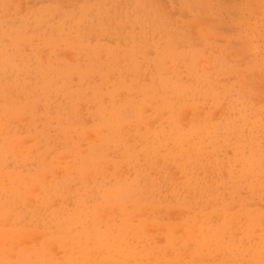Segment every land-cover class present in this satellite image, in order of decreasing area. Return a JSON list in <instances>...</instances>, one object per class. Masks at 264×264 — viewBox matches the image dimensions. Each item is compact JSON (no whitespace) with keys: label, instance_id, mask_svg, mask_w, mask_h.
<instances>
[{"label":"rangeland","instance_id":"374dc122","mask_svg":"<svg viewBox=\"0 0 264 264\" xmlns=\"http://www.w3.org/2000/svg\"><path fill=\"white\" fill-rule=\"evenodd\" d=\"M145 99H149L150 103ZM151 99L155 103L151 102ZM164 102L169 105L165 106ZM129 103H133V106H127ZM140 104L143 105L141 106ZM139 105L140 107H138ZM134 106H137L136 109ZM161 106L164 107L162 108ZM20 107L21 109H18ZM134 109L136 112L139 110L140 112L134 113ZM166 110L168 113H166ZM131 111L132 113H130ZM162 111L163 113L165 112L163 118L160 119V117L155 116L157 114L162 115ZM5 114L8 116H5ZM136 114L139 120L141 118V123H138L140 121L137 120ZM0 117V172H3L0 173V181L2 179L3 183L0 186V212H6L4 214L1 213L2 215L0 214V219H4V215L10 212L13 214L14 206L17 207L15 213L17 211L18 213L16 216L15 213L13 216L9 214L10 218L12 217L11 220L14 217H16V220L19 218L18 222L15 218L13 219L15 227L7 225L11 220L5 221L6 224L0 220L1 224L4 223L6 226L3 224V228H1L2 225H0V241L3 243L5 239V243L10 248L14 246L16 250L15 240L20 234V237H18V241L20 240L18 242L20 245L18 246V251L21 249V239L26 237V240H29V237L26 236L29 233L30 239H32L30 242L35 241L33 244L37 245V250L39 247L42 251V254H40V251L35 250L36 253L34 255V251L32 253L29 250L32 249V243L26 241L30 243L28 244L29 246L26 245L28 251L22 248V250H19L22 252L21 254L18 252L17 255L14 251L12 253L15 255H11V253L7 256V252H11L12 249L10 251L3 243L8 251L1 245L3 248L1 249L4 251L0 250L1 264H33V256L35 257L33 261L37 263L40 261L44 262L43 260L49 262L59 261L60 259L57 260L56 254H53V252L55 251V245H57L56 240L61 242L62 238L70 241L67 242L68 245L73 240L72 246L74 244V246L79 245V248H85V250H82L73 246L74 248L68 249L66 248V242L62 241L60 244L63 245L65 243V250H77L76 253H72L74 250L69 253L67 251L64 252L61 248L62 246L59 247L58 245L56 247L57 254L59 248L62 250L59 253H62V255L68 254L62 256V258H65H63L65 263L61 262L63 264H68L66 260L71 258V256H73L72 258L75 262L81 264L80 261L85 257H95L93 255L94 252H96L95 254L105 253L110 259L114 257L112 259L114 264H116L115 261L117 264L126 262L129 264L132 259V264H138L139 261L141 264H151L148 259L150 254H152L151 257H154V260L150 259L152 264H156V262L160 264H228V262L230 264H264V248L261 249L264 246V221L262 222L264 218V0H0ZM155 117L160 120L155 119ZM129 119L133 124H125V120ZM134 122L136 125H134ZM147 122H150V127ZM103 123L108 125L111 130L116 128L113 130L115 135L114 132L111 135V130ZM1 124L4 125L1 126ZM117 124L122 125L123 128L125 124L127 128L125 127L124 129L126 130L134 126L132 134H134L135 138L131 134L129 135V130L126 132L131 136L130 140H128L127 135H122L124 129L121 127L120 129L123 132L120 133L121 131L117 128ZM95 125L98 126L95 127ZM142 125H146L149 128L144 127L148 130L145 134L142 133L141 136H143L141 137L139 134L145 132ZM153 127L155 128L154 130ZM107 128L109 130L106 131L108 134L105 132ZM132 128L130 132H132ZM93 130L98 135L100 132L99 136H103V139L97 136ZM66 131L69 132L68 135ZM81 133L83 134L81 135ZM116 135L119 136V140H116ZM67 136L70 138L68 139ZM13 137L18 140H13ZM114 138L115 140L113 141ZM136 138L138 140H135ZM140 139L145 140L146 143L143 144V141L139 142ZM136 141L138 144L135 143ZM221 141L222 146L220 144ZM149 142H151V145H149ZM91 143L92 145L94 144L96 153ZM142 145L143 147H141ZM32 146L33 148H31ZM106 146L109 151H106ZM134 146L139 149L134 148ZM87 147H89L88 151L86 150ZM125 147L127 151L129 147V155L125 153ZM152 148L153 151H151ZM13 149H15L14 152ZM133 149H136V151ZM100 150L103 151V154ZM145 151L150 153L146 154ZM104 152H109V155ZM4 153L8 155L6 156ZM148 156L151 160L153 156L155 159L151 162ZM246 156L247 161L245 159ZM57 157L61 166L59 163H55V161L57 162ZM116 157L120 159H116ZM136 157L139 158V161L138 159L136 160ZM145 157L146 159H144ZM3 158H5L4 161ZM214 158L217 162L214 161ZM50 160L53 166L49 163ZM143 160H146V163L148 160L150 164L148 163L149 165L147 164V166ZM89 162L92 169L88 172L86 167H90ZM123 162L126 164H124L125 166ZM54 163L59 166V170ZM96 163L99 164L98 167ZM65 165L71 169H64ZM113 166L114 168H112ZM115 166L118 169L117 173L120 171L118 174L114 170ZM51 167H53L54 171L50 170ZM121 167L125 168L126 174L121 172L123 170ZM131 167L134 171H131ZM144 168L147 171L144 172ZM78 170L81 171L79 174ZM42 171L44 178L46 172L49 174H47L48 178L46 177V179L50 178L47 182L50 181L54 188H52L53 191L51 189L52 192L50 191V193L54 192L55 195H52L56 197L52 198L55 200L48 198L50 193L47 191L48 183L46 180H43L44 183L41 182L43 185H38L39 182L37 181H41L42 176L40 173ZM85 171H87L86 177H84ZM5 172H8V175L12 173L10 175L11 178L14 176V179L9 178ZM19 172L21 178L17 175ZM14 174L18 176V179H21V182L25 181V179L29 180V178H24L23 175H30L34 182L33 184L29 181L26 183L17 182L19 180H15L16 176ZM121 174L123 177H121ZM58 175H60V178ZM67 176H70V178ZM88 177L91 178L89 179ZM137 177H139V180ZM3 178L7 180L4 181ZM83 178H85L84 181ZM165 178L168 181L167 183ZM65 179L69 180L66 181ZM74 179H81L82 181ZM195 179L198 180L195 181ZM71 180L72 182H69ZM73 181L75 182L73 183ZM185 181L187 184H185ZM28 182L29 185L27 184ZM45 182L47 183L46 186ZM114 182L116 183L114 184ZM140 182L145 187L140 186ZM66 183H68V187ZM201 183L205 186L203 184L201 186ZM34 184L35 186H32ZM147 185H149L148 188ZM167 185L169 186L167 187ZM182 186L185 187V190ZM40 187L46 192L41 191ZM33 188L35 190L31 191L32 194L34 193L32 196L30 190ZM38 188L41 189L38 192L41 191L45 194H42L44 196H40L41 192L38 194ZM50 188L48 189L50 190ZM200 188L201 190L198 191L197 189ZM100 191L103 193H100ZM105 191L108 192L106 193ZM36 193L37 195L35 196ZM205 193L208 194L206 195ZM9 194H11V197L9 196L11 199L8 197ZM27 194L35 197V199L32 197H30L32 199H29ZM1 195L4 196L2 199ZM25 197H28V199ZM191 197H194L193 200ZM75 198L78 199L75 200ZM17 200L18 202H16ZM27 200L29 201L27 202ZM60 201L64 203L62 204ZM19 202L22 203V205L20 204L21 206L26 205L27 209L24 206L23 208L27 210V214L26 212L25 214L23 213V209L21 210L22 212L19 211L21 206H16ZM119 202L122 203L119 204ZM35 203L37 205L41 203L42 209L41 205L38 206L40 208L39 211L42 210V212L35 211L37 207ZM45 203L54 204V207L52 205V207L46 206ZM99 204H103V211ZM60 205L61 207H59ZM62 205H64V210L66 208L65 211L63 210L64 213L62 212ZM95 205L100 212H98L99 215L96 213ZM124 205L127 208V210L126 208L124 209L125 211L122 207ZM32 206L34 210L30 208ZM44 206L50 209L44 208ZM68 207L70 208L68 209ZM28 208L30 211L32 210V213ZM169 209L171 210L170 212ZM186 209L188 211L192 210V212H188ZM69 210L71 214L68 213ZM130 210L134 213H131ZM39 213L40 217H38ZM135 213L140 214L136 215ZM214 213L218 215L214 216ZM129 214H132L131 217L133 218L130 217L133 222L131 224L128 217ZM46 215H48L49 221H45L47 219ZM60 215H62V218L58 217ZM134 215L137 217L134 218ZM26 216L28 222L27 220H22ZM55 216L58 218L56 221H54L56 219ZM63 216L65 219H63ZM86 217H88V224ZM20 218L22 219L20 220ZM188 218H191L189 221L193 220L188 223ZM105 219L108 220L106 221L107 225ZM194 219H198L201 222H197L198 220ZM226 219L227 221L230 220L231 223H228ZM232 219H235L233 220L235 225L232 224ZM14 220L17 224L14 223ZM141 220L144 221L142 226L138 225L141 227H138L139 231L137 228L134 229V232L132 230L131 233L126 231V229H133V226L136 227ZM221 220H223V224ZM91 221L94 223V227ZM175 221L177 224H175ZM204 221H208L209 225L207 223L204 224L205 226L203 224L199 225L197 238L194 239L195 234L193 232L194 235L192 236L194 238H191V235L188 234H190L189 231H192L190 229L195 227L193 223L197 222L200 224L204 223ZM40 222L43 225H46V222L49 223L43 227ZM62 223L64 229L61 228ZM96 223L97 226H95ZM179 223L183 227L188 223L189 227L185 226V228L182 227L178 230V227L181 226ZM39 224L41 227L38 228ZM83 224L88 225L86 229L85 226H83L84 229H81ZM26 225L33 226L34 228H30L32 231L33 229L36 230L33 232V236L36 234L39 237L36 233H39L38 229L43 232V235L46 231L45 237L40 235L45 238V242L48 240L46 242L48 243L47 248L45 243L42 242L43 239H40L41 237L37 238L40 239L39 241L35 237L33 238L31 235L32 231L28 230L27 228L29 227ZM89 225L92 226L89 227ZM192 225L194 226L193 228ZM22 226L24 229H22ZM71 226L72 228H70ZM211 226L213 229H211ZM225 226L227 230L224 228ZM232 226L235 228H232ZM259 226L260 229L258 228ZM163 227L166 230L165 235ZM15 228L20 230V233H16ZM216 228L221 230V234ZM253 228H255L254 231ZM76 229L80 230L77 231ZM111 229L115 232H112ZM194 229L196 230V228ZM247 229L252 233L247 231ZM1 230L7 235L4 236ZM22 230H27L28 233L25 231L23 233ZM48 230L51 233H49L50 236L47 234ZM60 230H65V232H59ZM143 230H147L148 240L146 232ZM207 230L209 232L215 231L208 233ZM230 230L232 232L234 230L235 232L233 233L235 234H232ZM135 231L142 235L140 236L137 233L136 235L139 237L135 236ZM125 232L134 234L135 237H132V240L134 238L133 242L131 240L129 242V239H131L129 237L131 236L130 234L127 235L126 239ZM95 233L99 235L103 233L102 235L104 236L100 238ZM79 234L81 235L77 236ZM116 234L118 235L116 236ZM171 234L176 235L172 236ZM255 234L259 238L253 239ZM21 236H24V238ZM105 236L106 239L104 238ZM166 236L169 238L172 236L170 239L176 237L177 240L175 241L174 239L173 241L172 239L171 242L168 238V241ZM182 236H185V238L190 237V240L195 241L196 244L192 246L195 242L191 241L190 243ZM223 236L226 242H224ZM12 237L15 238V240L12 239L15 242L13 244L11 242ZM98 237L101 241H98ZM120 237L122 238L120 239ZM140 237L143 238L140 239ZM82 238L85 240H82ZM244 238H247V241ZM248 238L253 243L258 242L259 244H251L250 239V242H248ZM77 239L81 241L78 243ZM88 239H90V242ZM122 239L128 241L124 242ZM179 239L180 241L182 239L181 244H184V247L180 245ZM23 241L25 242V239ZM40 241L42 245H40ZM50 242L51 245H54L53 242H55V245L53 247L49 246ZM174 242L178 243L176 245L177 249L172 251L176 248ZM233 242L234 244H231ZM96 243L99 245L97 246ZM108 243L110 245L114 244L112 246L117 249L114 247L116 249L114 250ZM129 243H133V245ZM136 243L139 244L136 245ZM166 243L168 244L167 248L165 246L167 245ZM237 243L238 247L242 248H240L241 250L237 248ZM84 244H86V247H84ZM116 244H122V247L126 245L128 248L125 246V250ZM146 244H148V247ZM243 244H245V249ZM87 245H90V247ZM190 245L192 246V253L187 257L189 252H191L189 250ZM48 246L53 248L54 251L51 248L48 249ZM94 246H96L95 249L97 251L99 250L98 253L96 250L94 251ZM130 246L131 248H129ZM169 247L172 249L170 250ZM193 247L194 250H192ZM248 248H250V251ZM105 249L108 253L105 252ZM129 249L131 253L128 251ZM168 249L170 251H167ZM50 250L53 252L50 253ZM86 250L89 252L84 254ZM91 251H94L92 252L93 254ZM2 252L8 258L2 255ZM37 252H40V255ZM168 252L173 257L168 255ZM221 252H226V254L221 255ZM230 252H234L232 254L233 258L235 257V262L232 261ZM43 254L44 256L47 254V257H43L42 260L41 255ZM48 254H52V256L49 255L50 260L48 259ZM83 254L85 257L82 259ZM89 254H92L91 257ZM215 254L217 257L214 256ZM19 255L20 258L18 257ZM59 255L61 256V254ZM121 255L124 256L123 260L120 259ZM12 256L18 258L14 259L13 257L11 260L10 257ZM24 257L27 258L26 262L23 260ZM129 257L130 261L127 260ZM37 258L39 262L36 260ZM13 259L16 261L14 262ZM252 260L254 261L252 262ZM42 262L41 264H49V262Z\"/></svg>","mask_w":264,"mask_h":264},{"label":"bare ground","instance_id":"6f19581e","mask_svg":"<svg viewBox=\"0 0 264 264\" xmlns=\"http://www.w3.org/2000/svg\"><path fill=\"white\" fill-rule=\"evenodd\" d=\"M94 9H95V8H94ZM100 13H101V12H100ZM163 48H165V47H163ZM164 50H166V48H165ZM1 57H2V56H1ZM175 84H176V83H175ZM176 85H177V84H176ZM174 87H176V86H174ZM117 89H119V88H117ZM116 92H117V91H116ZM182 92H183V91H182ZM164 94H165V93H164ZM182 94H183V93H182ZM160 95H161V94H160ZM154 97H155V96H154ZM183 97H184V96H183ZM193 97H194V96H193ZM115 98H116V97H115ZM174 99H175V98H174ZM141 100H142V99H141ZM145 100H146V99H145ZM148 100H149V99H148ZM148 100H146V101H148ZM151 100H152V99H151ZM151 100H150V101H151ZM192 100H193V99H192ZM148 102H149V101H148ZM151 102H154V100H152ZM134 103H135V102H134ZM149 103H150V102H149ZM154 103H155V102H154ZM166 103H167V101H166ZM166 103L164 102L165 106H168L169 104L167 105ZM179 103H180V102H179ZM129 104H130V103H129ZM129 104H127V106H131V105L133 106V103H131L130 105H129ZM135 104H136V103H135ZM143 104H144V103H143ZM143 104H140V105L142 106ZM146 104H148V103H146ZM146 104H145V107H146ZM136 105H138V104H136ZM140 105H139L138 107H140ZM181 105H182V104H181ZM14 106H16V105H14ZM19 106H20V104H19ZM170 106H171V105H170ZM182 106H183V105H182ZM134 107H135V106H134ZM134 107H133V108H134ZM136 107H137V106H136ZM136 107H135V109H136ZM161 107H162V106H161ZM163 107H164V106H163ZM163 107H162V108H163ZM131 108H132V107H131ZM149 108H150V107H149ZM18 109H21V107L18 108ZM135 109H134V113L136 112ZM166 109H167V108H166ZM169 109H170V108H169ZM159 110H161V109H159ZM167 110H168V109H167ZM167 110H166V113H168ZM15 111H16V110H15ZM137 111H138V109H137ZM171 111H174V110H171ZM113 112H114V111H113ZM138 112H140V110H139ZM138 112H136V113H138ZM159 112H160V111H159ZM159 112H158V113H159ZM174 112H175V111H174ZM174 112H173V113H174ZM8 113H10V112L8 111ZM15 113H16V112H15ZM101 113H102V112H101ZM114 113H115V112H114ZM114 113H113V114H114ZM130 113H132V111H131ZM144 113H145V112H144ZM151 113H153V112H151ZM160 113H161V112H160ZM164 113H165V112H164ZM164 113H163V111H162V115L157 114V115H155V116L160 117V119H161V118H163V114H164ZM124 114H125V113H124ZM139 114H140V113H139ZM139 114H138V117H139ZM174 114H175V113H174ZM10 115H11V114H10ZM140 115H141V114H140ZM172 115H173V114H172ZM5 116H8V115L5 114ZM114 116L116 117V115H114ZM144 116H145V115H144ZM175 116H176V115H175ZM103 117H104V116H103ZM107 117H108V116H107ZM121 117H122V116H121ZM121 117H120V118H121ZM123 117H125V116H123ZM141 117H142V116H141ZM148 117H149V116H148ZM117 118H118V117H117ZM120 118H119V119H120ZM126 118H127V116H126ZM136 118H137V114H136ZM145 118H146V117H145ZM0 119H1V117H0ZM10 119H11V118H10ZM110 119H111V117H110ZM155 119L158 120L159 118H156V117H155ZM160 119H159V120H160ZM123 120H124V119H123ZM123 120H122V121H123ZM137 120H139V119L137 118ZM144 120H145V119H144ZM111 121H112V120H111ZM125 121H126V123L124 122L125 124H131V123L133 124V122H130V119H129V120H125ZM128 121H129L130 123H129ZM134 121H135V120H134ZM139 121H140V122H138V121H136V122L141 123V118H140ZM145 121H146V120H145ZM176 121H177V120H176ZM120 122H121V121H120ZM120 122H119V123H120ZM127 122H128V123H127ZM170 122H171V121H170ZM147 123H148V126H149V125H150V122H147ZM158 123H160V122H158ZM61 124H62V123H61ZM98 124H99V123H98ZM103 124H105V123H103ZM115 124H116V123H115ZM120 124H122V123H120ZM120 124H119V125H120ZM125 124L123 125L124 128L126 127ZM169 124H170V123H169ZM3 125H4V124H3ZM3 125L1 124V126H3ZM99 125H100V124H99ZM105 125H106V124H105ZM110 125H111V124H110ZM117 125H118V124H117ZM119 125H118V126H119ZM134 125H136L135 122H134ZM96 126H98V125H95V127H96ZM102 126H103V125H102ZM106 126L108 127V125H106ZM118 126H117V128H119V129L122 127V125H120V127H118ZM127 126H128V125H127ZM142 126H143V129H145V132H141V133L139 134V136H141L142 133L145 134L146 131L148 130V129H146V128H149V127H150V126L148 127V126L145 125L146 128H144L145 126H144V125H142ZM221 126H222V125H221ZM223 126H224V123H223ZM112 127H113V125H112ZM227 127H228V126H227ZM230 127H231V126H230ZM233 127H234V126H233ZM69 128H70V127H69ZM103 128H105V127H103ZM108 128H109V127H108ZM108 128H107V130H105V132L111 130V128H109V130H108ZM114 128H115V127H114ZM122 128H123V127H122ZM124 128H123V129H124ZM126 128H127V127H126ZM131 128H132V126H131ZM131 128H129V129H127V130L124 129L123 131H124L125 133L122 131V129H120V131H121L120 133L123 132L124 134L122 133V135H124V136L127 135V136H128V140H130V137H131V136L134 137V134H132V133L134 132V130H133V129H134V126H133V128H132V132H130V131H131ZM220 128H221V127H220ZM1 129H2V128H1ZM4 129H5V127H4ZM67 129H68V128H67ZM115 129H116V128H115ZM115 129H113V130H115ZM154 129H155V128L153 127V130H154ZM218 129H219V128H218ZM2 130H3V129H2ZM2 130H1V131H2ZM101 130H102V129H101ZM103 130H104V129H103ZM113 130H111V133H112L111 135H113V132H114ZM125 130H126V131H125ZM129 130H130V131H129ZM136 130H137V129H136ZM153 130H152V131H153ZM170 130H171V129H170ZM219 130H220V129H219ZM233 130H234V129H233ZM90 131H91V130H90ZM93 131H94V130H93ZM95 131H96V129H95ZM95 131H94V132H95ZM128 131H129V132H128ZM230 131H231V130H230ZM234 131H235V130H234ZM240 131H241V130H240ZM3 132H4V130H3ZM3 132H2V133H3ZM64 132H65V131H64ZM66 132H67V131H66ZM98 132H99V131H98ZM103 132H104V131H103ZM105 132H104V133H105ZM126 132H128L129 135L131 134V136H129ZM137 132H138V131H137ZM162 132H163V130H162ZM162 132H160V133H162ZM6 133H7V132H6ZM68 133H69V132H67L66 134L68 135ZM90 133H91V132H90ZM95 133H96L97 136L100 135V132H99V135L97 134V132H95ZM106 133L108 134V132H106ZM106 133H105V134H106ZM117 133H118V132H117ZM224 133H225V132H224ZM233 133H234V132H233ZM240 133H241V132H240ZM0 134H1V133H0ZM82 134H83V133H81V135H82ZM88 134H89V133H88ZM101 134H102V133H101ZM12 135L14 136V134H12ZM114 135H115V132H114ZM119 135H120V134H119ZM218 135H219V134H218ZM218 135H217V137H218ZM0 136H1V135H0ZM106 136H107V135H106ZM116 136H117V135H116ZM116 136H114V137H116ZM139 136H138V137H139ZM142 136H143V135H142ZM142 136H141V137H142ZM148 136H149V135H148ZM220 136H221V135H220ZM67 137H68V136H67ZM99 137H100V136H99ZM102 137H103V136H102ZM102 137H100V138H102ZM117 137H118V138H117ZM117 137H116V140H117V139L119 140V136H117ZM122 137H123V136H122ZM141 137H139V138H141ZM144 137H145V136H144ZM144 137H143V138H144ZM69 138H70V137H68V139H69ZM89 138H90V136H89ZM95 138H97V137H95ZM95 138H94V139H95ZM134 138H135V137H134ZM146 138H148V137H146ZM225 138H226V137H225ZM14 139H15V138L13 137V140H14ZM92 139H93V138H92ZM102 139H103V138H102ZM132 139H133V138H132ZM13 140H12V141H13ZM15 140H18V139H15ZM114 140H115V138L113 139V141H114ZM135 140H138V139L136 138ZM147 140H148V139H147ZM0 141H1V139H0ZM100 141H101V140H100ZM140 141H143V144L146 143L145 140L140 139L139 142H140ZM209 141H210V140H209ZM226 141H227V140H226ZM226 141H225V142H226ZM228 141H229V140H228ZM16 142H17V141H16ZM112 143H113V142H112ZM135 143L138 144L137 141H136ZM135 143H134V145H135ZM147 143H148V142H147ZM153 143H154V142H153ZM213 143L215 144V142H213ZM218 143H219V142H218ZM99 144H100V143H99ZM102 144H104V143H102ZM127 144H128V143H127ZM141 144H142V142H141ZM220 144H221V146H222V141H221ZM225 144H226V143H225ZM121 145H122V144H121ZM131 145H133V144H131ZM139 145H140V143H139ZM145 145H146V144H145ZM149 145H151V142H149ZM156 145H157V144H156ZM156 145H155V147H156ZM9 146H10V143H9ZM91 146H93V149H94V152H95V149H96V148H94V144L92 145V143H91ZM99 146H100V145H99ZM119 146H120V145H119ZM124 146H125V143H124ZM124 146H123V147H124ZM126 146H127V145H126ZM146 146H147V145H146ZM209 146L211 147L210 142H209ZM215 146H216V145H215ZM13 147H14V146H13ZM89 147H90V146H89ZM89 147L86 148L87 151H88V148H89ZM106 147H107V146H106ZM120 147H121V146H120ZM135 147H136V146H134V148H135ZM141 147H143V145H142ZM147 147H148V146H147ZM147 147H146V148H147ZM157 147H159V146H157ZM14 148H15V147H14ZM31 148H33V146H32ZM90 148H91V147H90ZM132 148H133V147H132ZM136 148H138V147H136ZM149 148H150V147H149ZM206 148H207V146H206ZM216 148H217V147H216ZM16 149H17V148H16ZM75 149H78V148H75ZM101 149H102V148H101ZM105 149H106V151H109V150H108V147L105 148ZM109 149H110V148H109ZM124 149H126V150H125V153H128V155H129V147H128V151H127V148H126V147H125ZM130 149H131V148H130ZM138 149H139V148H138ZM138 149H137V150H138ZM162 149H163V148H162ZM78 150H79V149H78ZM78 150H76V151H78ZM133 150L136 151V149H133ZM148 150H149V149H148ZM148 150H147V151H148ZM150 150H151V149H150ZM251 150H252V148H251ZM14 151H15V149H13V152H14ZM16 151H17V150H16ZM28 151H29V149H28ZM80 151H81V150H80ZM82 151H83V150H82ZM100 151H101V150H100ZM151 151H153V148H152ZM29 152H30V151H29ZM74 152H75V151H74ZM90 152H93V151H90ZM97 152H98V151H97ZM102 152H103V151H101V153H102ZM139 152H141V151H139ZM154 152H155V151H154ZM15 153H16V152H15ZM61 153H62V155L64 154L63 151H62ZM85 153H86V151H85ZM95 153H96V152H95ZM98 153H100V152H98ZM104 153H106V152H104ZM107 153H108V155H109V152H107ZM107 153H106V154H107ZM115 153H116V152H115ZM132 153H133V151H132ZM141 153H142V152H141ZM145 153H146V151H145ZM145 153H144V154H145ZM149 153H150V152H148V153H146V154H149ZM4 154H5V153H4ZM8 154H9V151H8ZM8 154H5V155L7 156ZM16 154H17V153H16ZM86 154H88V153H86ZM102 154H103V153H102ZM113 154H114V153H113ZM130 154H131V153H130ZM65 155H66V154H65ZM74 155H76V154H74ZM96 155H97V154H96ZM116 155H117V154H116ZM119 155H121V154H119ZM135 155H136V152H135ZM150 155L152 156V154H150ZM250 155H252V154H250ZM2 156H3V155H2ZM28 156H29V155H28ZM70 156H71V155L69 154V157H70ZM123 156H124V154H123ZM140 156H141V155H140ZM142 156H143V155H142ZM144 156H145V155H144ZM194 156H195V155H194ZM58 157H59V156H58ZM58 157H57V159H56L57 162L55 161V163H59V162H58ZM95 157H96V156H95ZM119 157H120V156H119ZM119 157H118V158H119ZM124 157H125V156H124ZM124 157H123V160H124ZM132 157H133V156H132ZM134 157H135V156H134ZM156 157H157V156H156ZM5 158H7V157H5ZM5 158H3V161H4ZM70 158H71V157H70ZM96 158H97V157H96ZM104 158H106V156H104ZM118 158L116 157V159H118ZM148 158H149V156H148ZM152 158H153L152 160L155 159L154 156H153ZM239 158H240V157H239ZM19 159H20V158H19ZM26 159H27V158H26ZM75 159H76V158H75ZM94 159H95V158H94ZM119 159H120V158H119ZM128 159H129V158H128ZM137 159H138V161H139V158H138V157H136V160H137ZM142 159H143V157H142ZM144 159H146V157H145ZM149 159H150V158H149ZM149 159H148V160H149ZM214 159H215V158H214ZM216 159H217V157H216ZM216 159H215L214 161H216ZM242 159H243V158H242ZM242 159H241V160H242ZM245 159H246V161H247V156H246ZM73 160H74V158H73ZM121 160H122V157H121ZM134 160H135V159H134ZM148 160H147V163L145 162L146 160H143V161L146 163V165L149 163ZM150 160H151V159H150ZM152 160H151V162H152ZM39 161L42 162L41 160H39ZM59 161H60V160H59ZM96 161H97V160H96ZM98 161H100V160H98ZM125 161H126V160H125ZM127 161H128V160H127ZM244 161H245V160H244ZM1 162H2V161H1ZM45 162H46V161H45ZM67 162H68V161H67ZM67 162H65V163L67 164ZM90 162H91V160H90ZM90 162H89L90 167H89V168L86 167V170H87L88 172L91 171L90 169H92V166H91ZM103 162H104V161H103ZM128 162H129V161H128ZM134 162H135V161H134ZM157 162H158V161H157ZM157 162H156V163H157ZM216 162H217V161H216ZM220 162H221V161H220ZM49 163H51V160H50ZM55 163H54V165H55L56 168L58 169L59 166H57ZM62 163H63V161H62ZM99 163H100V162H99ZM129 163H130V162H129ZM132 163H133V162H132ZM136 163H137V161H136ZM140 163H142V162L140 161ZM41 164H42V163H41ZM59 164H60V163H59ZM59 164H58V165H59ZM68 164H69V162H68ZM77 164H78V162H77ZM96 164H97V163H96ZM124 164H125V163L123 162V165H124ZM127 164H128V163H127ZM149 164H150V163H149ZM149 164H148V165H149ZM153 164H154V162H153ZM209 164H210V163H209ZM46 165H47V164H46ZM63 165H64V164H63ZM87 165H88V164H87ZM98 165H99V164H97L96 166L98 167ZM118 165H119V164H118ZM125 165H126V164H125ZM125 165H124V166H125ZM131 165H132V164H131ZM141 165H142L143 167H146V166H144V164H141ZM148 165H147V166H148ZM156 165L158 166V164H156ZM210 165H211V164H210ZM51 166H53V163H51ZM60 166H61V164H60ZM66 166H67V165L64 166V169H65V168H66L67 170H68V169H71V168H67ZM94 166H95V165H94ZM100 166H101V165H100ZM134 166H136V165H134ZM150 166L152 167V165H150ZM150 166H149V167H150ZM154 166H155V165H154ZM157 166H155V167H157ZM168 166H169V165H168ZM79 167H80V166H79ZM118 167H119V166H118ZM136 167H137V166H136ZM136 167H135V169H136V171H137V168H136ZM139 167H141V166L139 165ZM3 168H4V167H3ZM3 168H2V169H3ZM52 168H53V167H51L50 170H51ZM80 168H81V167H80ZM112 168H114V166H113ZM119 168H120V167H119ZM121 168H122V167H121ZM152 168H153V167H152ZM169 168H170V167H169ZM84 169H85V168H84ZM94 169H95V168H94ZM94 169H93V170H94ZM122 169H123V168H122ZM122 169H121V170H122ZM124 169H125V168H124ZM124 169H123L121 172H123V173L126 174V172H125ZM127 169H128V168H127ZM131 169H132V167H131ZM138 169H139V168H138ZM147 169H148V167H147ZM147 169L144 168V172L147 171ZM171 169H172V168H171ZM174 169H175V168H174ZM174 169H173V171H174ZM6 170H7V169H6ZM8 170H9V169H8ZM52 170L54 171V169H52ZM58 170H59V169H58ZM114 170H115L116 173H117V170H118V169H116V166H115V169H114ZM149 170H150V169H149ZM153 170H155V169H153ZM15 171H17V170H15ZM83 171H84V170H83ZM87 171H85L86 173L84 174V177H86V175H87ZM131 171H134V170L132 169ZM139 171H140V169H139ZM170 171H171V170H170ZM175 171H176V169H175ZM1 172H2V171H1ZM1 172H0V173H1ZM57 172H58V171H57ZM68 172H69V171H68ZM79 172H81V171L78 170V174H79ZM105 172H106V171H105ZM113 172H114V171H113ZM119 172H120V171H119ZM119 172H118V173H119ZM141 172H142V170H141ZM157 172L159 173V171H157ZM2 173H3V172H2ZM5 173H6V172H5ZM7 173H8V172H7ZM7 173H6V174H7ZM21 173H22V172H21ZM50 173H51V172H50ZM63 173L65 174V172H63ZM73 173H75V172H73ZM118 173H117V174H118ZM133 173H134V172H133ZM135 173H136V172H135ZM142 173H143V172H142ZM146 173H147V172H146ZM155 173H156V171H155ZM172 173H173V172H172ZM10 174H12V173H10ZM10 174H9V175L7 174V176H8L9 178H11V175H10ZM36 174H39V173H36ZM40 174H41L42 178L40 179L39 176H37V178L39 177V179H40L41 181H37V180H35V181H37V182L40 183V184L38 183L39 186L42 184L41 182L44 183L45 180H46V182H47V181L50 179V178H49L48 180L46 179L47 174H48L47 172L45 173V178H44L43 171H42ZM67 174H68V173H67ZM81 174H82V173H81ZM99 174H100V173H99ZM138 174H139V173H138ZM3 175H5V174H3ZM14 175H15V174H14ZM17 175H19V177H20V176H21V175H20V172H19ZM48 175H49V174H48ZM93 175H94V174H93ZM100 175H102V174H100ZM123 175H124V174H123ZM146 175H147V174H146ZM154 175H156V174H154ZM159 175H161V174H159ZM176 175H177V174H176ZM194 175H195V174H194ZM15 176H16V175H15ZM33 176H34V175H33ZM64 176H65V175H64ZM82 176H83V174H82ZM90 176H91V175H90ZM13 177H14V176H13ZM13 177H12V178H13ZM17 177H18V176H16L15 180L17 179V180H19V181H17V182H21V179H20L21 177H20L19 179H18ZM23 177H24V178H29V180H26V179H25V181L23 180L21 183H26L27 181H29L30 183L33 184L34 179H32L30 175H28V176L23 175ZM52 177H53V175H52ZM58 177L60 178V175H58ZM58 177H57V178H58ZM67 177L70 178V176H67ZM72 177H73V175H72ZM116 177H117V176H116ZM121 177H123L122 174H121ZM132 177H133V176H132ZM141 177H142V176H141ZM150 177H151V176H150ZM155 177H156V176H155ZM161 177H162V176H161ZM175 177H176V176H175ZM181 177H182V176H181ZM184 177H185V176H184ZM208 177H209V176H208ZM6 178H7V177H6ZM12 178H11V179H12ZM30 178H31V179H30ZM33 178H34V177H33ZM37 178H35V179H37ZM47 178H48V177H47ZM65 178H66V176H65ZM73 178H75V177H73ZM76 178H77V177H76ZM88 178H89V177H88ZM90 178H91V177H90ZM90 178H89V179H90ZM93 178H94V177H93ZM103 178H104V177H103ZM137 178H138V180H139V177H137ZM147 178H148V177H147ZM166 178H167V177H166ZM166 178H165V181H166ZM177 178H178V177H177ZM195 178H196V177H195ZM3 179H4V178H3ZM13 179H14V178H13ZM22 179H23V178H22ZM54 179H55V177H54ZM84 179H85V178H83V181H84ZM122 179H123V178H122ZM142 179H143V178H142ZM142 179H141V180H142ZM160 179H162V178H160ZM167 179H169V178H167ZM191 179H194V178H191ZM6 180H7V179H6ZM6 180L4 179V181H6ZM31 180H32V182H31ZM43 180H44V181H43ZM65 180H66V179H65ZM68 180H69V179H68ZM68 180H66V181H68ZM72 180H73V179H72ZM72 180L69 181V182H72ZM74 180H76V181H77V180H80V182L82 181L81 179H74ZM177 180H178V179H177ZM196 180H198V179H195V181H196ZM121 181H122V180H121ZM144 181H145V179H144ZM144 181H143V182H144ZM148 181H149V180H148ZM148 181H147V182H148ZM187 181H188V180H187ZM15 182H16V181H15ZM17 182H16V183H17ZM29 182L27 183L28 185H29ZM46 182H45V183H46ZM51 182H52V181H51ZM53 182H54V180H53ZM74 182H75V181H73V183H74ZM86 182H87V181H86ZM167 182H168V181H166V183H167ZM172 182H173V181H172ZM176 182H177V181H176ZM193 182H194V181H193ZM6 183H8V182H6ZM6 183H4V184H6ZM47 183H48L47 191H48V193H50V191H51V189H52L53 187H52V184H50V181L47 182ZM47 183L45 184V186L47 185ZM77 183H78V182H77ZM115 183H116V182H114V184H115ZM148 183H149V185H151L150 182H148ZM166 183H165V185H166ZM177 183H178V182H177ZM2 184H3V183H2V179H1V181H0V186H1ZM14 184H15V183H14ZM14 184H13V185H14ZM35 184L37 185L36 182H35ZM35 184L32 185V186H35ZM67 184H68V183H66V185H67ZM88 184H89V183H88ZM99 184H100V183H99ZM117 184H118V183H117ZM155 184H156V183H155ZM172 184H174V183H172ZM178 184H179V183H178ZM185 184H187L186 181H185ZM191 184H192V182H191ZM202 184H203V183H201V186H202ZM21 185H22V184H21ZM30 185H31V184H30ZM42 185H43V184H42ZM66 185H65V187H66ZM73 185H74V184H73ZM97 185H98V184H97ZM144 185H145V184H144ZM149 185H147V188H148ZM163 185H164V184H163ZM196 185H197V184H196ZM203 185H204V184H203ZM22 186H23V185H22ZM22 186H21V187H22ZM45 186H44V188H45ZM134 186H136V185H134ZM134 186H133V187H134ZM140 186H143V184L141 185V182H140ZM168 186H169V185H167V187H168ZM180 186H181V185H180ZM184 186H185V185H184ZM189 186H190V185H189ZM198 186H199V184H198ZM204 186H205V185H204ZM204 186H203V187H204ZM3 187H4V186H3ZM11 187H12V186H11ZM21 187H20V188H21ZM36 187H37V186H36ZM49 187H51L50 190L48 189ZM67 187H68V185H67ZM98 187H99V185H98ZM100 187H101V186H100ZM133 187H132V188H133ZM138 187H139V186H138ZM143 187H145V186H143ZM161 187H162V186H161ZM194 187H196V186H194ZM7 188H8V187H7ZM30 188H31V187H30ZM40 188H41V187H40ZM70 188H71V187H70ZM92 188H93V187H92ZM106 188H107V187H106ZM117 188H118V186H117ZM147 188H145V189H147ZM162 188H163V187H162ZM169 188H170V187H169ZM175 188H176V187H175ZM182 188H184V190H185V187L182 186ZM201 188H202V187H201ZM201 188H200V189H197V190L200 191ZM41 189H42V188H41ZM41 189L38 188L37 192H38L39 190H41ZM53 189H54V188H53ZM53 189H52V191H53ZM75 189H76V188H75ZM77 189H78V188H77ZM149 189H150V188H149ZM158 189H159V187H158ZM205 189H206V188H205ZM205 189H204V191H205ZM210 189H211V188H210ZM0 190H1V188H0ZM32 190L34 191L35 189H34V188L31 189L30 192H31ZM66 190H67V189H66ZM81 190H82V189H81ZM100 190H101V188H100ZM7 191H8V189H7ZM27 191H28V189H27ZM41 191H45V190L42 189ZM41 191H40V192H41ZM52 191H51V192H52ZM67 191H68V190H67ZM72 191H74V190H72ZM76 191L78 192V190H76ZM143 191H145V190H143ZM168 191H169V190H168ZM217 191H218V190H217ZM3 192H4V191H3ZM40 192H38V194H39ZM45 192H46V191H45ZM74 192H75V191H74ZM105 192H106V191H105ZM107 192H108V191H107ZM107 192H106V193H107ZM146 192H147V191H146ZM201 192H202V191H201ZM215 192H216V191H215ZM71 193H72V192H71ZM80 193H81V192H80ZM100 193H103V192L100 191ZM137 193H138V192H137ZM139 193H140V191H139ZM2 194H4V193H2ZM31 194H32V192H31ZM42 194H44V193L41 192V195H40V196H44V195H45V194H44V195H42ZM52 194H54V192H53ZM52 194L50 193V197H48L49 199L52 198V197H56V196H54L55 194H54V195H52ZM57 194H59V193H57ZM167 194H168V193H167ZM170 194H171V193H170ZM205 194H206V193H205ZM207 194H208V193H207ZM207 194H206V195H207ZM10 195H11V194H9L8 197H9ZM27 195L29 196V199H32V198L35 199V197H32V196L34 195V193L32 194V196H30V194H27ZM36 195H37V193L35 194V196H36ZM70 195H71V194H70ZM142 195H143V194H142ZM175 195H176V194H175ZM185 195H186V194H185ZM192 195H193V194H192ZM5 196H6V195H5ZM40 196H39V198H40ZM67 196H68V194H67ZM67 196H66V198L68 199ZM77 196H78V195H77ZM81 196H82V195H81ZM98 196H100V195H98ZM109 196H110V195H109ZM139 196H140V195H139ZM183 196H184V195H183ZM200 196H201V194H200ZM2 197H4V196L1 195V199H2ZM10 197H11V196H10ZM10 197H9V198H10ZM30 197H32V198H30ZM79 197H80V195H79ZM132 197H134V196H132ZM168 197H169V196H168ZM171 197H172V196H171ZM189 197H190V196H189ZM25 198L28 199V197H25ZM80 198H82V197H80ZM97 198H98V197H97ZM161 198H162V197H161ZM191 198H192V197H191ZM193 198H194V197H193ZM193 198H192V200H193ZM10 199H11V198H10ZM34 199H33V200H34ZM37 199H38V198H37ZM41 199H42V198H41ZM49 199H48V200H49ZM52 199H54V198H52ZM77 199H78V198H75V200H77ZM101 199H102V198H101ZM165 199H166V198H165ZM170 199H171V198H170ZM200 199H201V198H200ZM33 200H32V201H33ZM42 200H43V199H42ZM54 200H55V199H54ZM86 200H87V199H86ZM140 200H141V199H140ZM144 200H145V199H144ZM171 200H172V199H171ZM190 200H191V199H190ZM3 201H4V200H3ZM8 201L12 202L11 200H8ZM28 201H29V200H27V202H28ZM99 201H100V200H99ZM173 201H174V200H173ZM199 201H201V200H199ZM202 201H203V200H202ZM202 201H201V202H202ZM16 202H18V200H17ZM27 202L25 201V203H27ZM54 202H55V201H54ZM57 202H58V200H57ZM60 202H61V201H60ZM75 202H77V201H75ZM192 202H193V201H192ZM225 202H226V201H225ZM225 202H224V203H225ZM5 203H6V202H5ZM7 203H8V202H7ZM12 203H14V202H12ZM41 203H42V202H41ZM41 203L38 204V205H41ZM61 203H62V202H61ZM63 203H64V202H63ZM63 203H62V204H63ZM120 203H122V202H119V204H120ZM1 204H2V203H1ZM14 204H15V203H14ZM20 204L22 205V203L19 202V204H17L16 206H19ZM31 204H32V203H31ZM31 204H30V205H31ZM35 204L37 205V203H35ZM35 204H34V205H35ZM45 204H46V203H45ZM71 204H72V203H71ZM76 204H77V203H76ZM83 204H84V203H83ZM117 204H118V202H117ZM164 204H165V203H164ZM204 204H205V203H204ZM9 205H11V203H9ZM21 205H20V206H21ZM32 205H33V204H32ZM36 205H35V206H36ZM38 205H37V207L35 208V209H36L35 211H36V212H42V210L39 211L40 208H39ZM47 205L50 206V207H52L54 204H53V205L51 204L52 206L49 205V204H46V206H47ZM68 205H70V204H68ZM74 205H75V203H74ZM99 205H100V208H102L103 204H102V205L99 204ZM129 205H130V204H129ZM174 205H175V204H174ZM202 205H203V204H202ZM12 206H13V204H12ZM20 206H19V207H20ZM23 206H24V205H23ZM23 206H21V209H20L19 211L22 212L21 210L23 209V210H24L23 213L25 214V212H26V214H27L28 212H27V210H25V209H27V208H26V205L24 206L25 209L23 208ZM28 206H29V205H28ZM28 206H27V207H28ZM46 206H44V208H45ZM63 206H64V205H62V207H63ZM72 206H73V205H72ZM80 206H81V204H80ZM84 206H85V205H84ZM104 206H105V205H104ZM125 206H126V205L122 206V207H123V210L126 208ZM185 206H186V205H185ZM198 206H199V204H198ZM4 207H5V206H4ZM4 207H3V208H4ZM32 207H33V206H32ZM32 207H30V208L34 210V207H33V208H32ZM40 207H41V209H42V205H41ZM53 207H54V206H53ZM55 207H57V206L55 205ZM59 207H61V205H60ZM59 207H58V208H59ZM89 207H90V206H89ZM95 207H96V205H95ZM95 207H94V208H95ZM149 207H150V206H149ZM230 207H231V205H230ZM1 208H2V207H1ZM9 208H10V207H9ZM14 208L16 209L17 207L14 206ZM46 208H48V207H46ZM58 208H57V209H58ZM69 208H70V207H68V209H69ZM82 208H83V207H82ZM84 208H85V207H84ZM90 208H91V207H90ZM106 208H108V207H106ZM142 208H143V206H142ZM146 208H148V207H146ZM150 208H151V207H150ZM153 208H154V207H153ZM185 208H186V207H185ZM15 209H14V211H13V209H12V211H13L14 213H15V211H16ZM37 209H38V210H37ZM48 209H50V208H48ZM60 209H61V208H60ZM75 209H76V208H75ZM95 209H96V213H98L99 211L97 210V207H96ZM103 209H104V208H102V211H103ZM144 209H145V207H144ZM144 209H143V210H144ZM156 209H157V208H156ZM163 209H164V207H163ZM163 209H162V210H163ZM167 209H168V208H167ZM170 209H171V208H170ZM170 209H169V212L172 210V209H171V210H170ZM183 209H184V208H183ZM188 209H189V208H188ZM203 209H206V208H203ZM230 209H231V208H230ZM28 210H29V208H28ZM44 210H45V209H44ZM63 210H64V207H63V209H62V212H63ZM65 210H66V208H65ZM65 210H64V211H65ZM126 210H127V208H126ZM128 210H129V209H128ZM159 210H160V208H159ZM186 210H187V209H186ZM220 210H221V209H220ZM244 210H245V209H244ZM0 211H1V209H0ZM29 211H30V210H29ZM31 211H32V210H31ZM31 211H30V212H31ZM47 211H50V210H47ZM56 211H57V210H56ZM100 211H101V210H100ZM124 211H125V210H124ZM132 211H134V210H132ZM136 211H137V210H136ZM144 211H145V210H144ZM154 211H155V210H154ZM187 211H188V210H187ZM193 211H194V210H193ZM197 211H198V209H197ZM218 211H219V210H218ZM228 211H229V208H228ZM245 211H246V210H245ZM30 212H29V215H30ZM57 212H58V211H57ZM60 212H61V211H60ZM62 212H61V213H62ZM66 212H67V211H66ZM69 212H70V210L68 211V213H69ZM86 212H87V210H86ZM93 212H95V211H93ZM130 212H131V210H130ZM130 212H127V213H130ZM139 212H140V210H139ZM150 212H151V211H150ZM169 212H168V213H169ZM172 212H173V211H172ZM172 212H171V214H172ZM188 212H192V210H190V211H188ZM204 212H205V211H204ZM225 212H226V211H225ZM1 213L4 214V213H6V212H4V213H3V212H0V214H1ZM14 213H13V214H14ZM17 213H18V211L15 213V216L17 215ZM31 213H32V212H31ZM50 213H52V212H50ZM63 213H64V212H63ZM63 213H62V214H63ZM77 213H78V212H77ZM99 213H100V212H99ZM99 213H98V215H99ZM102 213H103V212H102ZM131 213H134V212H131ZM140 213H141V212H140ZM140 213H137V214H140ZM148 213H149V212H148ZM206 213H209V212H206ZM206 213H205V214H206ZM229 213H230V212H229ZM258 213H259V212H258ZM2 214H1V215H2ZM9 214H11V215L13 216V214H12L11 212H10ZM9 214H5V215H4L5 217L3 216L4 219L1 218L0 220H1L2 222L4 221V223L6 224V222H8V220H11V218H12V217L10 218V215H9ZM36 214H37V213H36ZM44 214H45V211H44ZM44 214L42 213V215H44ZM47 214H49V213H47ZM69 214H71V213H69ZM103 214H105V213H103ZM103 214H102V215H103ZM135 214H136V213H135ZM137 214H136V215H137ZM198 214H200V213H198ZM198 214H196V215L198 216ZM216 214H217V213H214V216H215ZM261 214H262V213H261ZM261 214H260V215H261ZM7 215H9V216H7ZM18 215H19V214H18ZM20 215H21V213H20ZM33 215H35V214H33ZM39 215H40V213L38 214V217H40ZM49 215H52V214H49ZM54 215H55V214H54ZM131 215H132V214H129V216L127 215V216L129 217L130 221L133 219V218L131 217ZM136 215H134V218L137 217ZM151 215H152V214H151ZM200 215H201V214H200ZM207 215H209V214H207ZM217 215H218V214H217ZM263 215H264V214H263ZM22 216H23V214H22ZM27 216H28V215H27ZM27 216L25 217L26 219H25V218H24V219L20 218V220L22 219V220H25V221H26V220H27ZM47 216H48V215H46V218H47ZM110 216H111V215H110ZM127 216H126V217H127ZM172 216H173V214H172ZM177 216H179V215H177ZM210 216H211V215H210ZM212 216H213V214H212ZM261 216H262V215H261ZM6 217H8V218H6ZM36 217H37V216H36ZM38 217H37V218H38ZM49 217H50V216H49ZM52 217H53V216H52ZM58 217H59V218H62V215H60V216H58ZM63 217H64V216H63ZM70 217H71V216H70ZM76 217H77V216H76ZM104 217H105V215H104ZM130 217H131L132 219H131ZM145 217H146V216H145ZM192 217H193V216H192ZM206 217L208 218V216H206ZM233 217H234V216H233ZM256 217H258V216H256ZM5 218H6V219H5ZM14 218H15V220H16V217H14ZM14 218H13V219H14ZM46 218H44V219H46ZM53 218H54V217H53ZM55 218H56V216H55ZM87 218H88V217H86V221H87ZM193 218H194V217H193ZM195 218H196V217H195ZM198 218H200V217H198ZM234 218H235V217H234ZM259 218H260V217H259ZM13 219L11 220L12 222L10 221L11 224L8 222L7 225L14 226V225H13ZM28 219H29V218H28ZM39 219H41V218H39ZM48 219H49V218H47L45 221H47ZM63 219H65V217H64ZM107 219H108V218H107ZM109 219H110V218H109ZM190 219H191V218H190ZM190 219L188 218V219H187L188 221H187V220H186V221H187L188 223H190V222L193 220V219H192L191 221H189ZM261 219H262V218H261ZM15 220H14V223H15ZM17 220L19 221V218H18ZM17 220H16V221H17ZM37 220H38V219H37ZM49 220H50V219H49ZM49 220H48V221H49ZM51 220H53V219H51ZM56 220H58V218H56L54 221H56ZM95 220H96V219H95ZM194 220H196V219H194ZM197 220H198V219H197ZM197 220H196V221H197ZM205 220H206V218H205ZM233 220H235V219H232V224H233V222H234ZM254 220H255V219H254ZM5 221H6V222H5ZM18 221H17V222H18ZM25 221H24V223H25ZM59 221H60V220H59ZM102 221H103V219H102ZM106 221H108V220L105 219V223H106ZM111 221H112V220H111ZM113 221H115V220H113ZM130 221H128V222H130ZM143 221H144V220H143ZM143 221L141 220V222H139V224H137L136 227L132 225L134 228L132 227L133 229H131V230H127V229H126V231H127V232L130 231V233H131L132 230H133V232H134V229H135V228H137V230L139 231V229H138L139 226H138V225L142 226ZM211 221H212V218H211ZM226 221H227V219H226ZM251 221H252V220H251ZM255 221H256V220H255ZM260 221H261V220H260ZM263 221H264V218H263L262 222H263ZM2 222H0V225H2L1 228H3V224H4V223L1 224ZM27 222H28V220H27ZM33 222H34V221H33ZM36 222H37V221H36ZM42 222H43V221H42ZM175 222H176V221H175ZM179 222H180V221H179ZM197 222H201V221L198 220ZM197 222L193 223V225H194L195 227L192 225V228H193V227L196 228V230L193 228L195 231H194L193 229H190V228H191V225H190V228H189V229L192 230V231H189L190 234H188V235H191V236H190L191 238H194V237H195L194 239L197 238V231H198L197 229H198V227H200L199 225H201V224L204 225V224H206L208 221H207V222L204 221V223H200V224L197 223ZM219 222H220V221H219ZM219 222H218V225H219ZM227 222H228V223H231L230 220L227 221ZM235 222H236V221H235ZM252 222H253V221H252ZM21 223H22V222H21ZM40 223H41V222H40ZM48 223H49V222H46V225H47ZM55 223H56L57 225H60V224H58L57 222H55ZM59 223H60V222H59ZM63 223H64V222H63ZM63 223H62V226H61L62 229H64V228H63V226H64ZM82 223H83V222H82ZM88 223H89V221H87V224H88ZM91 223L93 224V227H94V223H93L92 221H91ZM103 223H104V222H103ZM131 223H133V222L131 221L130 224H131ZM144 223H145V222H144ZM154 223H155V222H154ZM188 223H186V224L188 225ZM196 223H197V224H196ZM221 223L223 224V220H221ZM254 223H255V222H254ZM5 224H4V226H5ZM15 224H17V223H15ZM30 224H31V222H30ZM66 224H67V223H66ZM87 224H85V225L83 224L81 227L85 226V229H86V227L88 226ZM108 224H109V223H108ZM127 224H128V223H127ZM130 224H129V225H130ZM145 224H146V223H145ZM173 224H174V223H173ZM175 224H177V222H176ZM179 224H180V223H179ZM186 224L184 225V223H183L184 227L182 226V224H180L181 226L178 225V226H180V227H178V230L181 229L182 227L185 228V226L188 228L189 225L187 226ZM195 224H196V225H195ZM232 224H231V225H232ZM244 224H245V223H244ZM259 224H260V223H259ZM262 224H263V223H262ZM262 224H261V225H262ZM22 225H23V224H22ZM41 225H43V224L41 223ZM46 225L44 224L43 227L46 226ZM57 225H56V226H57ZM106 225H107V223H106ZM106 225H105V226H106ZM112 225H113V224H112ZM135 225H136V223H135ZM146 225H147V224H146ZM168 225L171 226L170 224H168ZM197 225H198V226H197ZM207 225H209V223H207ZM211 225H212V224H211ZM214 225H215V222H214ZM229 225H230V224H229ZM233 225H235V224H233ZM256 225H257V224H256ZM261 225H260V226H261ZM18 226H20V225H18ZM24 226H25V225H24ZM26 226H28V225H26ZM50 226H51V224H50ZM72 226H73V225H72ZM72 226H71L70 228H72ZM90 226H92V225H89V227H90ZM95 226H97V223H96ZM117 226H118V225H117ZM169 226H168V227H169ZM176 226H177V225H176ZM204 226H205V225H204ZM260 226L258 227L259 229H260ZM5 227H6V226H5ZM14 227H15V226H14ZM22 227H23V226H22ZM28 227H29V228H27V229L32 231V229H30V228H32L33 226H32V227L28 226ZM37 227H38V228L41 227L40 224H39ZM43 227H42V228H43ZM57 227H58V226H57ZM77 227H78V226H77ZM112 227L115 228L114 226H112ZM112 227H111V228H112ZM146 227H147V226H146ZM146 227H145V228H146ZM159 227H160V225H159ZM165 227H166V226H165ZM172 227H173V225H172ZM211 227H212V226H211ZM211 227H210V228H211ZM239 227H241V226H239ZM1 228H0V229H1ZM8 228H10V227H8ZM16 228H17V227H16ZM16 228H15V232H16V233H17V232L20 233V230H16ZM33 228H34V227H33ZM52 228H54V227L52 226ZM74 228H75V227H74ZM78 228H79V227H78ZM96 228H98V227H96ZM127 228H128V227H127ZM139 228H141V227H139ZM148 228H149V227H148ZM187 228H186V230H187ZM203 228H204V227H203ZM224 228L226 229V226H225ZM232 228H235V227L232 226ZM241 228H242V227H241ZM11 229H12V228H11ZM11 229H10V230H11ZM22 229H24V227H23ZM25 229H26V228H25ZM56 229H59V228H56ZM56 229H55V230H56ZM81 229H84V227L81 228ZM93 229H94V228H93ZM128 229H129V228H128ZM146 229H147V228H146ZM171 229L175 230L174 228H171ZM204 229H205V228H204ZM211 229H213V227H212ZM214 229H215V226H214ZM230 229H231V228H230ZM238 229H239V228H238ZM254 229H255V228H253V231H254ZM2 230H3V229H2ZM2 230H1V231H2ZM5 230H6V229H5ZM5 230H4V231H5ZM12 230H14V229H12ZM38 230H39V233H38V232H36V233L39 235V237H38L36 234H35L36 236H35V235H34V236L32 235L33 232L36 231V230H34V229H33L32 233H31V235L33 236V238L35 237V239L38 240V241H39L40 239H43L42 242L45 243L46 248H47V244H48V243H46V242H48V240L45 242V240H44L45 238L42 237V236L45 235V232H46V231L44 232V235H43V234H42L43 232H41L40 229H38ZM76 230L78 231V230H80V229H76ZM88 230H89V229H88ZM97 230H98V229H97ZM115 230H116V229H115ZM163 230H164V227H163ZM216 230H219V229L216 228ZM226 230H227V229H226ZM256 230H257V229H256ZM262 230H263V229H262ZM6 231L8 232V230H6ZM23 231L27 232V230H22V232H23ZM62 231L65 232V230H60L59 232H62ZM74 231H75V230H74ZM77 231H76V232H77ZM81 231H82V230H81ZM111 231H112V229H111ZM138 231H137V233H138ZM143 231H144V230H143ZM146 231H147V230H145L144 232H146ZM165 231H166V230H164V235H165ZM207 231H208V233H211V232L213 233L215 230H214V231H211V232H209V230H207ZM219 231H220L219 233L221 234V230H219ZM230 231H231V230H230ZM247 231H249V230L247 229ZM260 231H261V230H260ZM260 231H258V233H260ZM15 232H14V233H15ZM51 232H55V231H51ZM69 232H70V231H69ZM91 232H92V231H91ZM112 232H115V231H112ZM154 232H155V231H154ZM175 232H176V231H175ZM180 232H181V231H180ZM189 232L187 231V233H189ZM192 232L195 234L194 237L192 236V235H194ZM228 232H229V231H228ZM233 232H235V231L233 230ZM233 232L231 231L232 234H235V233H233ZM242 232H243V231H242ZM242 232H239V233H242ZM249 232H251V231H249ZM2 233H4V234H3L4 236L7 235V234H6L5 232H3V231H2ZM8 233H9V232H8ZM23 233H24V232H23ZM27 233H28V232H27ZM49 233H50V232H49V230H48L47 234L49 235ZM62 233H63V232H62ZM71 233H72V231H71ZM77 233H78V232H77ZM116 233H117V232H116ZM123 233H124V232H123ZM130 233H126V232H125V237H126V239H127V235H129ZM137 233H136V231H135V236H138V235H136ZM141 233H142V232H141ZM147 233H148V232L145 233V234L147 235V237H146V236H145V237H146L147 240H148L149 238H148V234H147ZM155 233H156V232H155ZM166 233H167V232H166ZM217 233H218V232H217ZM251 233H252V232H251ZM255 233H257V232L255 231ZM0 234H1V232H0ZM12 234H13V233H12ZM25 234H26V233H25ZM40 234H41L42 236H41ZM50 234H51V233H50ZM65 234H67V233H65ZM81 234H82V233H81ZM81 234H79V235H77V236H80ZM84 234H85V233H84ZM87 234H90V233H87ZM95 234H98V233H95ZM95 234H94V235H95ZM102 234H103V233H102ZM102 234H100V235L98 234V235L100 236V238H101V236H104V235H102ZM111 234H113V233H111ZM138 234H139V233H138ZM178 234H180V233H178ZM184 234L187 235L186 233H184ZM184 234H182V235H184ZM225 234H226V233H225ZM263 234H264V233H263ZM19 235H20V234H18V236H17V239H16L17 241L15 240V238H13V237L11 238V242H12V244L16 242L15 245H17V247H16V246H15V247H16L17 249H18V246H20V245L18 244V242L20 241V240L18 241V237H20ZM52 235H53V234H52ZM60 235L62 236V234H60ZM67 235H68V234H67ZM91 235H92V234H91ZM91 235H90V236H91ZM117 235H118V234H116V236H117ZM130 235H131V236H129V237H130L131 239H129V242H131V241L133 242L134 238H133V240H132V237H135V236H134V234H133V235L130 234ZM139 235H140V234H139ZM141 235H142V234H141ZM141 235H140V236H141ZM169 235H170V234H169ZM171 235H172V234H171ZM173 235H176V234H173ZM173 235H172V236H173ZM180 235H181V234H180ZM198 235H199V234H198ZM212 235H213V234H212ZM217 235H218V234H217ZM229 235H230V234H229ZM242 235H243V234H242ZM250 235H251V234H250ZM261 235H262V233H261ZM10 236H11V234H10ZM10 236H9V237H10ZM26 236L29 237V240H28V239L26 240V237L24 238V236H21V237H23V238L25 239V242H26V241H29V242H30L32 239H30L31 236L29 235V233H28V235L26 234ZM49 236H50V235H49ZM57 236H58V235H57ZM69 236H70V235H69ZM69 236H68V238H70ZM71 236H72V235H71ZM95 236H96V235H95ZM172 236H171V237H172ZM213 236H215V235H213ZM225 236H226V235H225ZM230 236H231V235H230ZM232 236L235 237L234 235H232ZM240 236H241V234H240ZM246 236H247V235H246ZM246 236H245V237H246ZM255 236H256V234H255ZM255 236L253 237V239H254V238H259V236H258V237H257V236L255 237ZM40 237H41V238H40ZM44 237H45V236H44ZM51 237H52V236H51ZM55 237H56V235H55ZM81 237H83V236H81ZM81 237H80V238H81ZM108 237H109V236H108ZM111 237H112V236H111ZM114 237H115V236H114ZM138 237H139V236H138ZM143 237H144V236H143ZM143 237H140V239L143 238ZM166 237H167V240H168L169 237H168V236H166ZM166 237H165V238H166ZM171 237H170V238H171ZM178 237H179V236H178ZM178 237H177V238H178ZM182 237H183V236H182ZM190 237H189V238H187V237L185 238V236H184L183 238H185L186 241H189V242L191 243L192 240H190ZM217 237H218V236H217ZM220 237H221V236H220ZM220 237H219V239H221ZM237 237H238V236H237ZM241 237H243V236H241ZM247 237H248V236H247ZM261 237H262V236H261ZM37 238H40V239H37ZM48 238H49V237H48ZM89 238H91V237H89ZM100 238L98 237V241L100 240ZM104 238L106 239V236H105ZM104 238H102V240H104ZM112 238H113V237H112ZM112 238H111V239H112ZM117 238H119V237H117ZM121 238H122V237H120V239H121ZM170 238H169V239H170ZM3 239H4V237H3ZM12 239H14L15 242H14V240H12ZM24 239H21L22 245H21V249H19V250H22V248H23V250H24V248L26 249V245L29 246L28 244L32 243V245H31V246H32V249H29L30 252L33 253V251H34V255H35L36 251H40L41 253H40V252H37V253H38V254H39V253L42 254V251L40 250V248L38 247V250H37V245H34V244H33V243H35V241H34V242H30V243H29V242H28V243H27V242L25 243V242L23 241ZM55 239H56V238H55ZM83 239H84V238H82V240H83ZM95 239H96V238H95ZM111 239H109V240H111ZM126 239H125V241H124L123 239H122V240H123L124 242H126V241H128V240H126ZM136 239H137V238H136ZM172 239H173V238H172ZM172 239H170L171 242H172ZM174 239H175V241L177 240L176 237H175ZM174 239H173V241H174ZM187 239H188V240H187ZM244 239H245V238H244ZM249 239H250V238H248V242L251 241V244H252V243H253L252 240L250 239V241H249ZM8 240H9V239H8ZM8 240H7V241H8ZM33 240H34V239H33ZM50 240H51V239H50ZM53 240H54V238H53ZM84 240H85V239H84ZM88 240H89V242H90V239H88ZM96 240H97V239H96ZM114 240H115V239H114ZM130 240H131V241H130ZM144 240H146V239L144 238ZM223 240H224V236H223ZM223 240H222V241H223ZM225 240H226V239H225ZM225 240H224V242H226ZM242 240H243V239H242ZM245 240L247 241V238H246ZM245 240H243V241H245ZM261 240H263V238H261ZM5 241H6V240L4 239V240H3V243L5 244V246L8 247V249H9L10 251H11V249H12V251L9 252L8 249H7L6 247H4V244H3L1 241H0V242H1V244H0V250L3 251V250H2L3 248H2V246H1V245H3L4 249H7V251H8L7 254H6L7 256H8V254H11V253L14 252V251H15V254L17 253V255H18V252H19V254L22 253V252L19 251V250L17 251V249L15 250V249H14V246H12V247L10 248L9 245H7V244L5 243ZM60 241H61V240H60ZM62 241H63V242L65 241L66 244H67V242H68L69 240L67 241L66 239L64 240V238H62ZM62 241H61V242H62ZM75 241H76V240H75ZM77 241H78V243H79V241H81V240H78V239H77ZM93 241H94V238H93ZM93 241H91V242H93ZM100 241H101V240H100ZM105 241H106V240H105ZM118 241H119V240H118ZM118 241H117V242H118ZM151 241H152V240H151ZM168 241H169V240H168ZM179 241H180V239H179ZM220 241H221V240H220ZM236 241H237V239H236ZM254 241H255V240H254ZM263 241H264V240H263ZM23 242H24L25 244H24ZM51 242H52V240H51ZM51 242L49 243V246H52V247H53V246L55 245V242H53L54 245H51ZM58 242H59V241L56 240L57 245H55L54 250L56 251V247H58V245H59V247L62 246L61 248H62V250H64V252L67 251V250H65V246H64L65 243H63V245H61V244H60L61 242H59V244H58ZM69 242H70V241H69ZM72 242H73V240L71 241V244H72ZM82 242H83V241H82ZM89 242H88V243H89ZM96 242H97V241H96ZM134 242H135V241H134ZM140 242H142V241H140ZM148 242H149V241H148ZM181 242H182V239H181V241H180V245L183 246L184 244H181ZM192 242H195V241H192ZM248 242H247V243H248ZM260 242H261V241H260ZM38 243H39V242H38ZM38 243H36V244H38ZM73 243H74V242H73ZM112 243H113V242H112ZM127 243H128V242H127ZM145 243H146V241H145ZM151 243H153V242H151ZM174 243H175L174 245H175V247H176V245H177L178 243H177V244H176V242H174ZM190 243H189V244H190ZM212 243H213V242H212ZM221 243H222V242H221ZM247 243H246V245H247ZM255 243H256V242H254L253 244H255ZM262 243H263V242H262ZM8 244H9V243H8ZM71 244H70V245L67 244V245H66V248H68V249H70V248H74V247H78V248H79V245H78V246H74V244H73V246H74V247H73ZM89 244H90V243H89ZM108 244H109V243H108ZM125 244H126V243H125ZM129 244H130V243H129ZM137 244H139V243H136V245H137ZM166 244H167V243H166ZM170 244H171V243H170ZM170 244H169V245H170ZM194 244H196V242L193 243L192 246H193ZM231 244H234V242L231 243ZM241 244H242V243H241ZM258 244H259V243L257 242L256 245H258ZM263 244H264V243H263ZM24 245H25V247H24ZM38 245H39V244H38ZM40 245H42V244H41V241H40ZM40 245H39V246H40ZM85 245H86V244H84V247H86ZM96 245H97V243H96ZM98 245H99V244H98ZM98 245H97V246H98ZM105 245H106V244H105ZM109 245H110V244H109ZM109 245H108V246H109ZM112 245H114V244H111L110 246H112ZM116 245L122 247V244H121V245L116 244ZM130 245H133V243H131ZM136 245H135V246H136ZM150 245L152 246V244H150ZM172 245H173V244H172ZM186 245H187V244H186ZM210 245H211V244H210ZM218 245H219V241H218ZM228 245H229V244H228ZM235 245H236V243H235ZM256 245H255V247H256ZM260 245H261V244H260ZM49 246H48V249L51 248V247H49ZM68 246H70V247H68ZM87 246L90 247V245H87ZM110 246H109V247H110ZM125 246H126V245H124V247H125ZM143 246H144V245H143ZM146 246L148 247V244H146ZM165 246H166V248H167L168 244L165 245ZM188 246H189V245H188ZM192 246L190 245V247H189V250H190V251H191V247H192ZM211 246H214V245H211ZM232 246H233V245H232ZM244 246H245V244H243V248H244ZM249 246H250V245H249ZM249 246H248V247H249ZM252 246H253V245H252ZM91 247H92V245H91ZM95 247H96V246H94V251L96 250ZM103 247H104V246H103ZM112 247H113V246H112ZM114 247H115V246H114ZM114 247H113V249L116 250L117 248L115 247V248H116V249H115ZM124 247H122V248H124ZM126 247H127V246H126ZM137 247H138V246H137ZM137 247H135V248H137ZM144 247H145V246H144ZM162 247H163V246H162ZM171 247L173 248V246H171ZM171 247H169L170 250L172 249ZM178 247H179V246H178ZM183 247H184V246H183ZM183 247H182V248H183ZM185 247H186V246H185ZM194 247H195V246H194ZM194 247H193L192 250H194ZM214 247H215V246H214ZM216 247H217V246H216ZM225 247H226V246H225ZM253 247H254V246H253ZM1 248H2V249H1ZM33 248H34V249H33ZM61 248L58 249V254H61V256L59 255L60 258H58L59 256H58V254H57V251L55 252V251L53 250V248H51V250H53L55 253H54L53 251L50 250V253L53 252V254H56V255H57V256L55 255V257L57 258V260L60 259V260H59L60 262H59V261H56V260H54V262H49V261L43 260V257H45V256L47 257V254H46L45 256H44V254L41 255L42 257L39 256L40 254H39L38 256L41 257V259H42L44 262H46V263L49 262V264H63V263H61V262H62V261L64 262V261H65V260H64L65 258L63 257V258H64V259H63L62 256H63V255L66 256L65 254H67V253H65V254H63V255H62V253H59V251L61 250ZM78 248H77V249H78ZM127 248H128V247H127ZM129 248H131V246H130ZM151 248H153V247H151ZM229 248H230V247H229ZM234 248H236V247H234ZM234 248H233V250H235ZM237 248H239V247H238V243H237ZM240 248H241V247H240ZM240 248H239V249H240ZM250 248H252V247H250ZM250 248H248L249 251H250ZM259 248H261V247H259ZM263 248H264V246H263L261 249H263ZM79 249L85 250V248H82V247L79 248ZM92 249H93V247H92ZM124 249L126 250V248H124ZM137 249H138V248H137ZM161 249H162V248H161ZM175 249H177V247L174 248L172 251H174ZM219 249L221 250V248H219ZM241 249H242V248H241ZM241 249H240V250H241ZM244 249H245V248H244ZM26 250L28 251V249H26ZM35 250H36V251H35ZM62 250H61V251H62ZM73 250H74V249H73ZM73 250H72V251H73ZM82 250H79V251H80V252H83ZM88 250H90V249L88 248ZM125 250H124V252H125ZM133 250H134V249H133ZM170 250L168 249L167 251H170ZM220 250H219V251H220ZM240 250H238V251L240 252ZM258 250H259V249H258ZM72 251H71V250H70V251L68 250L67 252L69 253V252H72ZM94 251H91V253L94 252ZM96 251H97V250H96ZM112 251H113V250H112ZM128 251L130 252V249H129ZM204 251H205V248H204ZM214 251H215V250H214ZM224 251H225V250H224ZM244 251H245V250H244ZM246 251H247V250H246ZM249 251H247V252H249ZM253 251H254V250H253ZM253 251H251V252H253ZM3 252H4V251H3ZM3 252H2V255H5ZM74 252L76 253L77 250L75 249L72 253H74ZM80 252H79V253H80ZM87 252H89V251L86 250V252H84V254L87 253ZM98 252H99V250L97 251V253H98ZM105 252H107L106 249H105ZM150 252H151V251H150ZM153 252H154V251H153ZM158 252H159V251H158ZM236 252H237V251H236ZM46 253H47V252H46ZM95 253H96V252H94V254L92 253L95 257H93V256L91 257L92 254H89V256H90L91 258H86L85 255L83 254L84 256H82L81 258H82V259H83V257H85V258H84L82 261H80L81 264H114V262H113V260H112V259L114 258L113 256H112L113 258L110 259V257H109L108 255H105V253H104V254L102 253L103 255H102V254H99V253H98V254H95ZM107 253H108V252H107ZM130 253H131V252H130ZM151 253H152V252H151ZM161 253H162V252H161ZM191 253H192V251L189 252V255H187V257L190 256ZM215 253H216V252H215ZM224 253L226 254V252H221V255L224 254ZM230 253H231V252H230ZM232 253H234V252H232ZM232 253H231L232 256H230V255H229V256L232 258V261L235 262V257L233 258V254H232ZM244 253H245V252H244ZM255 253H256V251H255ZM263 253H264V252H263ZM15 254L12 253L11 255H15ZM70 254H71V253H70ZM117 254H118V251H117ZM120 254H121V253H120ZM155 254H156V252H155ZM167 254L170 255L171 257H173L169 252H168ZM261 254H262V253H261ZM261 254H260V255H261ZM6 255H5V256H6ZM17 255H16V256H17ZM32 255H33V254H32ZM49 255L52 256V254H48V257H49ZM67 255H68V254H67ZM71 255H72V254H71ZM73 255H75V254H73ZM144 255H145V254H144ZM151 255H152V254L149 255L150 258H148V259H149L150 263L152 264V260H150V259H153V260H154V257H151ZM159 255H160V254H159ZM168 255H167V256H168ZM177 255H178V254H177ZM251 255H252V254H251ZM0 256H1V255H0ZM7 256H6V257H7ZM87 256H88V254H87ZM116 256H117V255H116ZM142 256H143V254H142ZM170 256H169V257H170ZM214 256H216V254H215ZM253 256H254V255H253ZM255 256H256V255H255ZM6 257H4V258H6ZM13 257H14V259H16V258H18V257L20 258V255H19L18 257L12 256V257H10V259L12 260ZM31 257H32V256H31ZM46 257H45V258H46ZM55 257H54V258H55ZM72 257H73V256H71V258H68V259L66 260V261H68V264H78L77 262H75V260H74ZM123 257H124V256L121 255V256H120V259H122ZM126 257H127V256H126ZM216 257H217V256H216ZM219 257H220V254H219ZM241 257H242V256H241ZM261 257H262V256H261ZM7 258H8V257H7ZM7 258H6V259H7ZM34 258H35V257L33 256L32 259L34 260ZM45 258H44V259H45ZM56 258H55V259H56ZM61 258H62V260H61ZM81 258H79V259H81ZM143 258H144V257H143ZM211 258H212V257H211ZM211 258H210V259H211ZM222 258H223V257H222ZM256 258H257V257H256ZM14 259H13V261L15 262L16 260H14ZM41 259L39 258V260H41ZM48 259L50 260V257H49ZM120 259H119V261H120ZM123 259H124V258H123ZM123 259H122V260H123ZM146 259H147V258H146ZM206 259H207V258H206ZM218 259H219V258H218ZM252 259H254V258H252ZM20 260H21V259H20ZM23 260H24V262H26V261H27V258L24 257ZM28 260H29V258H28ZM30 260H31V259H30ZM33 260H32V263H33V264H35V263H36V264H39V263L41 264V262H42V261L39 262V261H38V258H37L36 260H37L39 263L34 262ZM36 260H35V261H36ZM127 260L130 261V257H129V259L127 258ZM127 260H126V261H127ZM132 260H133V259H132ZM132 260H131V261H132ZM144 260H145V259H144ZM225 260H226V259H225ZM227 260L230 261L229 259H227ZM243 260H244V259H243ZM254 260H255V259H254ZM254 260H252V262H253ZM257 260L259 261L258 258H257ZM262 260H263V259H262ZM126 261H125V262H126ZM131 261H130V262H131ZM187 261H188V260H187ZM195 261H196V259H195ZM232 261H231V262H232ZM249 261H251V260H249ZM30 262H31V261H30ZM44 262H42V263H44ZM130 262H129V264H132V262H131V263H130ZM137 262H138V260H137ZM145 262H146V260H145ZM171 262H173V261H171ZM216 262H217V261H216ZM216 262H215V263H216ZM3 263H4V262H3ZM64 263H65V262H64ZM115 263L117 264L116 261H115ZM161 263H163V262L161 261ZM193 263H194V260H193ZM226 263H227V261H226ZM245 263H246V262H245ZM0 264H1V263H0ZM8 264H9V263H8ZM30 264H31V263H30ZM47 264H48V263H47ZM123 264H128V263L126 262V263H123ZM138 264H141L140 261L138 262ZM156 264H160V263H157V262H156ZM167 264H168V263H167ZM217 264H219V263H217ZM220 264H221V263H220ZM228 264H230V263L228 262Z\"/></svg>","mask_w":264,"mask_h":264}]
</instances>
